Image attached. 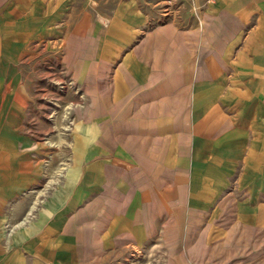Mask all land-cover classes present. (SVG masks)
Instances as JSON below:
<instances>
[{"label": "crops", "instance_id": "obj_1", "mask_svg": "<svg viewBox=\"0 0 264 264\" xmlns=\"http://www.w3.org/2000/svg\"><path fill=\"white\" fill-rule=\"evenodd\" d=\"M0 264H264V0H0Z\"/></svg>", "mask_w": 264, "mask_h": 264}, {"label": "rangeland", "instance_id": "obj_2", "mask_svg": "<svg viewBox=\"0 0 264 264\" xmlns=\"http://www.w3.org/2000/svg\"><path fill=\"white\" fill-rule=\"evenodd\" d=\"M40 69H42V68H40ZM43 85L44 84L42 82L35 83V86H36L37 89H41ZM62 87L60 88L61 90H63ZM51 88L55 89V91L58 90V86L57 85H55V87L52 86ZM52 105H53V107H52L53 111L52 112H54L52 114H54L53 116H55V117H52V121H55L57 116H58L57 115V111H56L58 109H55V107L57 108V105H55V104H52ZM41 117H42V115H41V109H40V113L35 115V120L39 121V124L38 123L36 124V126L34 128V133H35L36 141L41 142V144L43 146H41V144H40V146H39V148L37 149V152H36V157H39V159L41 160L38 163V164H40L39 168L41 170V173H43V171H44L45 175L48 176V174H47L48 171L47 170H57L58 168H60V166H61V168L64 167L65 163H61L63 165H60V166H59V163H56V162H52L51 163L50 160L52 159L53 155L56 154L58 152V150L60 149V144H59V141H58L59 139L56 137L57 130L54 131L52 129L51 131H44L42 129V125H41L42 124V118ZM38 126H39V128H37ZM44 159H45V162L43 161ZM55 180H57V179H54L53 177H50V178L49 177L48 178H44V177L41 178L40 177V179H39V181H38V183L36 185H37V187H41L42 188L43 186H48L49 184H54ZM39 191L40 192H38V193L36 192L35 193V202L36 203L37 202L39 203L42 200L43 196H45V195H43L41 193V189ZM21 200H23L22 202H26L25 196H24V199L20 198V201ZM25 217H26V210L19 211V216H18L19 221L20 222L23 221V223H24V219H22V218H25ZM6 228H7V231H9L11 229V226L7 225Z\"/></svg>", "mask_w": 264, "mask_h": 264}]
</instances>
